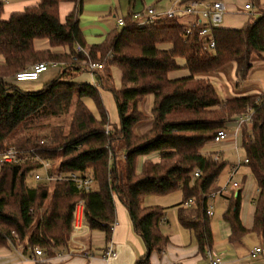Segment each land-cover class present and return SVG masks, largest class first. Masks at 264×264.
Segmentation results:
<instances>
[{"label":"trees","instance_id":"1","mask_svg":"<svg viewBox=\"0 0 264 264\" xmlns=\"http://www.w3.org/2000/svg\"><path fill=\"white\" fill-rule=\"evenodd\" d=\"M63 1L75 6L61 22ZM252 2L259 15L245 26L212 29L215 47L211 52L203 50L199 28L185 36L183 25L167 18L138 28L128 23L129 16L125 27L88 45L79 27L81 0H39L8 20L0 19V153L10 147L36 148L42 159L52 162L50 173L77 172L95 181L90 191L78 190L66 180L32 183L28 177L40 167L37 161L1 165L0 248L23 242L25 249L65 247L78 201L83 202L88 228L110 240L117 199L146 247L134 264H150L151 254L160 253L169 239L159 229L164 208L145 206L142 200L180 190L178 222L204 252L212 246L206 201L217 191L215 181L226 163L202 154V149L248 107L251 122L241 125V147L257 186L253 222L250 228L241 222L240 192L225 197L222 218L230 227V242L248 233L264 239V96L222 100L209 79L233 63L242 80L252 58L263 56L264 4ZM39 39L68 50L36 51L33 43ZM76 47L85 52H77ZM41 62L60 64L61 71L37 91L20 89L16 83L21 82L13 80L15 73ZM90 62L101 65L91 71L94 84L76 82L81 72L90 71ZM112 68L120 71L119 87ZM180 69L187 75L170 78L171 72ZM100 91L112 95L117 125L110 124ZM146 96H152L149 128L137 134L136 124L146 120L138 105ZM84 99L92 101L97 116ZM64 115H69L67 129L54 125L40 134L44 126L40 121ZM151 153H157L158 159H145L139 165L138 159ZM196 169L200 175L194 178ZM189 199L192 206L184 207Z\"/></svg>","mask_w":264,"mask_h":264},{"label":"crops","instance_id":"2","mask_svg":"<svg viewBox=\"0 0 264 264\" xmlns=\"http://www.w3.org/2000/svg\"><path fill=\"white\" fill-rule=\"evenodd\" d=\"M38 1L0 0V19L8 20L11 14L21 12L26 7L34 6ZM189 1L192 0H81L79 27L88 45L99 43L110 31L119 28L116 25L118 18L126 19L132 13L141 11L147 7L153 8L162 17L161 14L169 8L177 5L181 6ZM201 1L222 3L224 11L219 24L221 28L240 29L250 22L252 20L250 19V13L244 9V5L247 3H251L253 5L252 11L259 15V9L254 5L252 0ZM259 3L263 5L264 0H259ZM74 6V2L68 1H63L59 4V18L61 22H64L66 15L74 9ZM33 46L36 51L49 49L54 53H65L68 50L67 46L50 47L48 41L45 39L34 40ZM60 69L61 65L57 64L43 72L38 80L27 81L30 84H24L25 82L17 83L19 84L18 87L25 91H37L41 89L43 84L55 78L59 74ZM115 70H117V73H115ZM221 70L213 73H217V82H213V84L222 100L252 95L264 96V54L261 58H252L251 67L246 77L240 83H236L238 80L235 64L229 70ZM111 72L113 77L117 74L119 83L115 84L114 82V84L116 87H119L121 77L119 69L112 68ZM83 73L86 74H84V80L75 81L78 83L94 84L93 74L87 71ZM87 75L89 79L86 77ZM185 75H187V72L183 73L182 69L169 74L170 78H178ZM228 75L234 78L235 84H231V80L227 77ZM100 92L102 100V94L104 92L109 93L107 91ZM143 104L140 110L149 116L152 97L146 96ZM107 113L110 123L117 125L118 114L113 120L110 113L108 111ZM234 119L235 117L225 125V129L229 133L235 131ZM148 128L149 124L142 129L141 133L145 132ZM239 150L242 152V156ZM202 154L217 156L219 160L226 163L224 170L215 181L217 191H219L226 182L228 173L231 167L236 164L238 158H245V152L241 147V130L240 137L238 136V138L229 136V138L220 143L208 142L204 145ZM140 159L141 162L145 159L156 161L158 155L157 153H151L147 156L140 157ZM237 181L239 183L237 189L228 188L222 193L215 191L206 201V204L214 210L213 215L209 217V227L212 232V246L209 248L212 249L215 255L220 257L221 261L219 264H264V239L255 233H248L239 241L232 243L229 241L230 227L221 219V213H223L227 203L225 197H228L231 192L234 195L240 192L242 194L240 207L241 222L245 228L252 226L257 186L247 164H240L238 166ZM148 196L156 197L159 195ZM163 196L165 197L157 199L158 201L152 199V201L147 202L144 199L147 196L142 200V204L145 206H150L152 205L150 203H153V205L164 208L162 216L163 222L159 223V229L169 239L168 244L160 253L153 252L151 254L150 264H206L207 258L205 251H199L192 233L183 228L178 222L177 215L179 206L177 205L183 199L182 192L178 190ZM114 204L116 225L112 229L110 240L116 248L115 257L108 260L101 257V251L106 242L104 234L100 231H91L89 229L86 232L75 233L73 238L68 240L65 247H53L49 251L41 249V256L34 255V248L25 249V242L1 247L0 264H134L137 259L144 255L146 247L141 237L135 232L126 208L117 199H115ZM217 208L220 209L218 213L216 211ZM255 247H260L261 252L255 256H250V252ZM81 249L88 251L91 256L86 257L80 253Z\"/></svg>","mask_w":264,"mask_h":264},{"label":"built area","instance_id":"3","mask_svg":"<svg viewBox=\"0 0 264 264\" xmlns=\"http://www.w3.org/2000/svg\"><path fill=\"white\" fill-rule=\"evenodd\" d=\"M253 5L251 3H247L244 5V9L248 10L250 13V19H254L255 16H258L257 13L252 11ZM224 8L222 3L220 2H205L201 0H192L188 3L177 5L169 8L164 13L161 14L160 17L157 12L151 8L147 7L141 11L134 12L130 15L128 23L134 25L138 28L155 25L157 21L161 18H167L170 20H175L177 23L183 25L185 30V36L189 35L193 29L199 28L198 35L199 40L202 43V48L206 52H211L215 47V41L212 35V29L219 27V24L222 20ZM126 22L123 18H118L116 21V25L119 28L125 27ZM77 52H85V50L81 47H76ZM56 66L54 62H46V63H36L32 65L29 69L19 71L15 73L13 80L15 82H27V81H35L40 75L47 71L50 67ZM101 68V65L98 63H88V69L93 71L94 69ZM251 108H247L245 112L236 116L234 119L235 131L229 133L226 129H221L217 131V133L213 136L211 140L214 143H220L221 141L229 138V136H233L235 138L240 137V130L242 124H250L251 122ZM38 150L36 148L29 149H17L14 147L8 148L3 153H0V167L3 164H19L27 161H37L40 164V167L32 170L29 173V180L31 182H54V181H70L78 190L81 191H90L95 187V181L93 180L91 175H82L77 172H68V173H50V169L52 168V162L49 159H42L38 155ZM214 159L219 160L217 156H213ZM248 159L245 157L243 159L237 160L236 164H234L229 173L226 182L222 187L217 191V193L225 192L228 188L237 189L239 187V183L237 181V168L240 164H247ZM41 172V174H40ZM200 175L199 169H196L193 172V177H198ZM193 200L189 199L185 202L184 206L189 207L192 206ZM206 213L210 217L213 215V210L211 206L207 205ZM163 222L161 218L159 223ZM116 225V220L112 224V228ZM71 233L69 239L73 238L75 233H82L89 230L83 215V202L78 201L75 205L73 211V217L71 221ZM15 236V233L12 232ZM261 252L260 247H255L251 252L250 256H255L257 253ZM80 253L84 254L86 257L91 256L88 251L85 249H81ZM207 262L206 264H219L221 259L219 256L215 255L211 248H207L205 250ZM34 255L41 256L42 250L38 247L34 248ZM116 256V248L111 240H107L104 244L103 250L101 251V257L105 260H108L112 257Z\"/></svg>","mask_w":264,"mask_h":264},{"label":"rangeland","instance_id":"4","mask_svg":"<svg viewBox=\"0 0 264 264\" xmlns=\"http://www.w3.org/2000/svg\"><path fill=\"white\" fill-rule=\"evenodd\" d=\"M257 16H255V18H256ZM41 51H43V50H41ZM178 62L180 63V64H183V60L182 59H178ZM48 63V62H47ZM34 65V64H33ZM56 65H57V63H56ZM232 65H233V63L232 64H230V65H228V66H226L225 68H223L222 70H229V69H231V67H232ZM32 66V65H31ZM221 70V71H222ZM60 71H61V69H60ZM117 70H115V73H117L116 72ZM87 72H91V71H88L87 70ZM182 72L183 73H186V70H183L182 69ZM178 73V72H177ZM84 74L85 73H83V72H81L80 74H79V77L77 76V77H75V80L77 81V80H84ZM217 74V73H216ZM216 74H212V75H210L209 76V79L212 81V83L214 82H217V77H216ZM86 75V74H85ZM88 79H89V77H88V75L86 76ZM228 77V79H230L231 80V84L233 85V84H235V81H234V78H231V76H227ZM113 80H114V82H115V84H118L119 83V80H118V77H117V74H116V76H114L113 77ZM237 82L236 83H240L242 80H241V78H240V76H239V74H237ZM81 82H83V81H81ZM15 83V82H14ZM24 84H30V82H25ZM16 85L17 86H19V84H17L16 83ZM102 96H103V102H104V105H105V108H106V110L110 113V115H111V118L114 120L116 117H117V113H116V108H115V104H114V100H113V98H112V96H111V94H109V93H103L102 94ZM152 97V96H151ZM85 103H86V105L88 106V108L92 111V112H94V114L97 116V113H96V111H95V108H94V105H93V103H92V101L90 100V99H84L83 100ZM144 103V99L139 103V105H138V108H139V110H140V107H141V105H144L143 104ZM141 111V110H140ZM142 112V111H141ZM145 115V114H144ZM146 116V120H144L143 122H140V123H138V124H136V126H135V132L137 133V134H140L141 132H142V129L143 128H145V126L147 125V124H149L150 123V119H151V114L149 115V116H147V115H145ZM40 123H43V129H41L39 132H40V134H44V133H46L48 130H49V128L50 127H52V126H54V125H59V126H62L63 127V129L65 130V129H67V125H68V123H69V115H64V116H60V117H49V118H46V119H43L42 121H40ZM111 124V123H110ZM112 125V124H111ZM248 125V124H247ZM207 144V143H206ZM211 147V146H210ZM239 153H240V155L242 156L243 154H242V152L239 150ZM138 162L140 163L141 162V159L139 158L138 159ZM141 164V163H140ZM137 170H139V166H138V169ZM40 174H41V172H40ZM30 181V180H29ZM33 183V182H32ZM31 184V183H30ZM224 185V184H223ZM178 191V190H177ZM174 192H176V191H174ZM232 194H234V193H230L229 195H232ZM157 197V198H156ZM147 196V197H145L144 199L148 202V201H152V199L154 200V199H156L155 201H158L157 199H161L162 197H165V196H163V195H159V196ZM169 199V198H168ZM146 201H145V203H146ZM241 201H242V194H241ZM150 204H152L153 205V203H150ZM157 204V203H156ZM152 205H150V206H152ZM149 206V205H148ZM217 213H218V211H220V209H218L217 208ZM213 212H214V210H213ZM221 219L223 220V218H222V213H221Z\"/></svg>","mask_w":264,"mask_h":264}]
</instances>
